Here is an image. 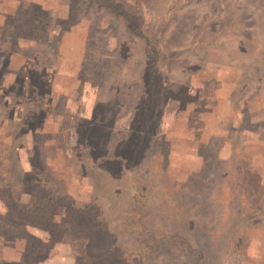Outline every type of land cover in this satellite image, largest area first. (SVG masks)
<instances>
[{
  "label": "rangeland",
  "instance_id": "rangeland-1",
  "mask_svg": "<svg viewBox=\"0 0 264 264\" xmlns=\"http://www.w3.org/2000/svg\"><path fill=\"white\" fill-rule=\"evenodd\" d=\"M0 264H264V0H0Z\"/></svg>",
  "mask_w": 264,
  "mask_h": 264
}]
</instances>
